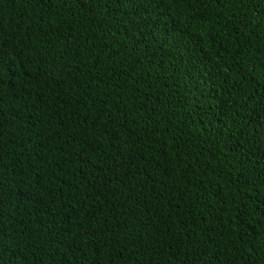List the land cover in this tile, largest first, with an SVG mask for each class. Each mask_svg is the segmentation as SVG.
Segmentation results:
<instances>
[{
    "label": "trees",
    "instance_id": "1",
    "mask_svg": "<svg viewBox=\"0 0 264 264\" xmlns=\"http://www.w3.org/2000/svg\"><path fill=\"white\" fill-rule=\"evenodd\" d=\"M0 264H264V0H0Z\"/></svg>",
    "mask_w": 264,
    "mask_h": 264
}]
</instances>
